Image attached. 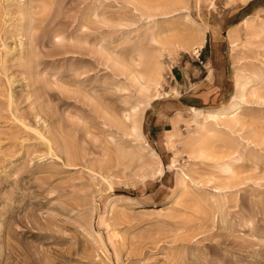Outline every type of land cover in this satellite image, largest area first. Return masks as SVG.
I'll return each instance as SVG.
<instances>
[{
  "label": "rangeland",
  "instance_id": "1",
  "mask_svg": "<svg viewBox=\"0 0 264 264\" xmlns=\"http://www.w3.org/2000/svg\"><path fill=\"white\" fill-rule=\"evenodd\" d=\"M234 1L0 0V264H264V22Z\"/></svg>",
  "mask_w": 264,
  "mask_h": 264
},
{
  "label": "crops",
  "instance_id": "2",
  "mask_svg": "<svg viewBox=\"0 0 264 264\" xmlns=\"http://www.w3.org/2000/svg\"><path fill=\"white\" fill-rule=\"evenodd\" d=\"M228 8L229 9L225 12V19L227 20L240 21L244 18L243 21H245V20H250V19L255 20L256 18L257 20L264 22V20H262L257 13L252 14L254 11H257V10L260 12H264V0H241L238 3L237 1H234V3L229 4ZM229 33H228V36H229ZM205 42L207 41L204 40V43L202 46H205V44H207ZM212 60L213 58H210L209 62L212 63L213 62ZM210 71H211L210 67H208V71H207L208 73L206 72L207 73L206 76L208 77L210 76L211 74ZM180 75L182 77L181 80L183 79L182 81H185L186 73L183 69H180ZM171 77L172 79L174 78L176 80V88H178L177 85H179L180 83H179V80L176 79V75L173 72L171 74ZM176 99H177L176 101H173V105L170 104V106H169L170 101L166 103L156 102L158 105L157 107L159 108L158 110L157 108L152 109L154 108L152 105V102L154 99L146 107V111H148L147 116L148 115L152 116V118L149 120V124L151 128L149 131L151 133V136H156L159 139L164 138L165 134L167 135V133L175 129V123H177L179 119L178 117L183 116V111L186 109V107H191V106L195 107V105L198 104L196 98H193L189 95L180 94L176 97ZM171 109H174L172 110L174 112H172V114H169V111L167 110H171ZM172 119H173L174 124H172V121H171ZM167 124H169L170 126H167Z\"/></svg>",
  "mask_w": 264,
  "mask_h": 264
},
{
  "label": "bare ground",
  "instance_id": "3",
  "mask_svg": "<svg viewBox=\"0 0 264 264\" xmlns=\"http://www.w3.org/2000/svg\"><path fill=\"white\" fill-rule=\"evenodd\" d=\"M182 44H183V42H182ZM196 44H197V43H196ZM193 50H194V49H193ZM199 50H200V47H197V46H196V48H195V53L198 54V53H199ZM157 79H158V78H157ZM134 129H135V128H134Z\"/></svg>",
  "mask_w": 264,
  "mask_h": 264
},
{
  "label": "trees",
  "instance_id": "4",
  "mask_svg": "<svg viewBox=\"0 0 264 264\" xmlns=\"http://www.w3.org/2000/svg\"><path fill=\"white\" fill-rule=\"evenodd\" d=\"M208 46V44H206L204 47H207Z\"/></svg>",
  "mask_w": 264,
  "mask_h": 264
},
{
  "label": "built area",
  "instance_id": "5",
  "mask_svg": "<svg viewBox=\"0 0 264 264\" xmlns=\"http://www.w3.org/2000/svg\"><path fill=\"white\" fill-rule=\"evenodd\" d=\"M198 54H199V53H198ZM198 54H197V55H198Z\"/></svg>",
  "mask_w": 264,
  "mask_h": 264
}]
</instances>
